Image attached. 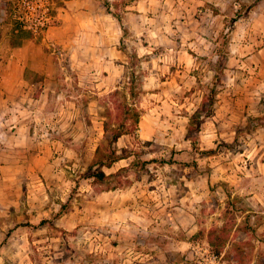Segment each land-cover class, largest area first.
<instances>
[{"label": "rangeland", "instance_id": "rangeland-1", "mask_svg": "<svg viewBox=\"0 0 264 264\" xmlns=\"http://www.w3.org/2000/svg\"><path fill=\"white\" fill-rule=\"evenodd\" d=\"M97 1L66 47L0 1V264H264V0Z\"/></svg>", "mask_w": 264, "mask_h": 264}, {"label": "crops", "instance_id": "crops-1", "mask_svg": "<svg viewBox=\"0 0 264 264\" xmlns=\"http://www.w3.org/2000/svg\"><path fill=\"white\" fill-rule=\"evenodd\" d=\"M1 2H5L6 4L10 3V1L0 0ZM8 2V3H7ZM57 3V2H56ZM103 5L100 4L97 0H61V3H57L55 15L56 22L55 25L48 29V38L51 40L53 44H59L63 47H66L69 44V40L71 38L77 39L74 36V32L82 33V29L91 27L92 24L97 25V23H101V19L105 17L102 15ZM94 10H96V14L99 12V15H95ZM90 15L89 22L85 21V17ZM107 20L110 17H106ZM83 19V20H82ZM93 25V26H94ZM8 25L7 23H0V45H4L6 41H8ZM84 35L86 31L83 32ZM83 35V36H84ZM74 36V37H73ZM31 43L23 42L20 45H12L14 48L19 49L28 55V48Z\"/></svg>", "mask_w": 264, "mask_h": 264}, {"label": "trees", "instance_id": "trees-1", "mask_svg": "<svg viewBox=\"0 0 264 264\" xmlns=\"http://www.w3.org/2000/svg\"><path fill=\"white\" fill-rule=\"evenodd\" d=\"M103 4L106 8H108L109 5L107 1H104ZM212 91L213 89L211 90V92ZM129 92H130L129 94L133 98H136L138 95V92H136L135 87L132 85L129 87ZM209 104L212 105L211 101ZM128 112H130L131 114L130 117L131 123L128 125H124L122 123L121 127L124 129H120V128H118L119 130L116 129L112 134L111 142H115L119 136H121L122 134L130 133L133 129L135 130V128L137 127L140 117L138 109L135 106H131L128 108ZM195 114L196 113H194V115ZM120 158L121 156L116 153L115 149H108L106 153H103L100 147H97L95 151L94 159L90 164L91 168L95 167V170L91 172V176L96 178L97 180H103L104 178L107 177V175H105L102 168L110 167L113 162L117 161ZM207 237H208V245L211 251L215 256H218L221 253L222 247H224L227 240L226 227L222 226V227L211 228L207 233Z\"/></svg>", "mask_w": 264, "mask_h": 264}, {"label": "built area", "instance_id": "built-area-1", "mask_svg": "<svg viewBox=\"0 0 264 264\" xmlns=\"http://www.w3.org/2000/svg\"><path fill=\"white\" fill-rule=\"evenodd\" d=\"M13 20L23 30L44 37L55 25V0H10Z\"/></svg>", "mask_w": 264, "mask_h": 264}]
</instances>
